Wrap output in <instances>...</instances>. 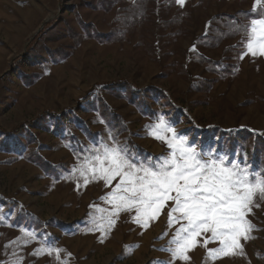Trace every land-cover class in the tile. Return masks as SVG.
Instances as JSON below:
<instances>
[{"label":"rangeland","instance_id":"rangeland-1","mask_svg":"<svg viewBox=\"0 0 264 264\" xmlns=\"http://www.w3.org/2000/svg\"><path fill=\"white\" fill-rule=\"evenodd\" d=\"M254 5L0 0V264H264L259 196L242 255L210 256L221 244L205 245V233L185 261L170 251L181 226H169L171 201L147 228L123 209L108 228L119 178L72 173L105 143L165 154L146 131L161 113L190 142L264 168V55L247 50L264 7Z\"/></svg>","mask_w":264,"mask_h":264},{"label":"snow or ice","instance_id":"snow-or-ice-1","mask_svg":"<svg viewBox=\"0 0 264 264\" xmlns=\"http://www.w3.org/2000/svg\"><path fill=\"white\" fill-rule=\"evenodd\" d=\"M177 2L184 5L185 0ZM257 5L264 7V0H256L254 11ZM249 36L248 52L254 57L264 55V18L251 20ZM254 44L259 46L258 52ZM154 119L146 131L151 138L166 144L165 154L159 157L134 154L130 146H121L118 141L111 146L105 143L72 173L79 171L85 176V172L91 171L93 179L99 177L106 185L119 178L108 197L116 209L108 217V228L113 226L121 209L134 211V222L147 228L171 201L169 226L181 225L171 242L173 259L187 261L186 253L198 245L197 238L205 233L211 234L204 240L205 245L216 241L221 244L209 252L210 256L242 255L241 239H251L250 233L256 230L246 216L252 213L257 196L264 200V168L251 167L235 151L211 144L205 148L196 138L190 142L191 133L178 134L179 121L168 120L166 113L154 114Z\"/></svg>","mask_w":264,"mask_h":264},{"label":"trees","instance_id":"trees-1","mask_svg":"<svg viewBox=\"0 0 264 264\" xmlns=\"http://www.w3.org/2000/svg\"><path fill=\"white\" fill-rule=\"evenodd\" d=\"M98 36H99V37H103V35H99V34H98ZM28 56H29V55H28ZM35 58H36V57H35ZM0 131H1V129H0ZM21 131H22L21 128H19V129H17V130L15 131V133L19 134ZM257 141H258V140H257ZM258 145H260L261 148L264 150V140L261 141V143L258 141ZM263 160H264V158H263ZM40 166H42L44 170H48L47 167H48L49 165L47 164V162L44 161V159H40Z\"/></svg>","mask_w":264,"mask_h":264},{"label":"water","instance_id":"water-1","mask_svg":"<svg viewBox=\"0 0 264 264\" xmlns=\"http://www.w3.org/2000/svg\"><path fill=\"white\" fill-rule=\"evenodd\" d=\"M46 23H48V22H46ZM46 23H44L43 27H45V24H46ZM43 27H42V28H43ZM42 28L38 31V33L42 30ZM38 33H37V34H38Z\"/></svg>","mask_w":264,"mask_h":264}]
</instances>
